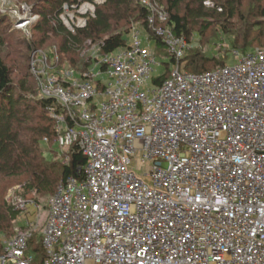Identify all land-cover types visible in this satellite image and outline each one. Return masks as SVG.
Returning <instances> with one entry per match:
<instances>
[{
  "label": "built area",
  "instance_id": "built-area-1",
  "mask_svg": "<svg viewBox=\"0 0 264 264\" xmlns=\"http://www.w3.org/2000/svg\"><path fill=\"white\" fill-rule=\"evenodd\" d=\"M141 3L154 37L134 23L127 45L94 52L81 78L58 66L56 49L33 52L39 96L61 106L49 108L59 153L77 145L86 164L51 197L44 256L29 252V223L0 264H264V47L232 48L234 64L188 72L187 37L166 25L160 0ZM63 8L62 20L78 7ZM152 39L172 64L155 87L163 62Z\"/></svg>",
  "mask_w": 264,
  "mask_h": 264
},
{
  "label": "trees",
  "instance_id": "trees-1",
  "mask_svg": "<svg viewBox=\"0 0 264 264\" xmlns=\"http://www.w3.org/2000/svg\"><path fill=\"white\" fill-rule=\"evenodd\" d=\"M30 1L33 14L39 18L31 25V38L19 41L14 49L18 30L8 15L0 14V181L21 178L23 197L35 193L45 198L54 195L62 179L71 175L82 178L86 158L77 145L63 150L62 156L69 158L66 162L52 158L59 150L49 108L59 111L61 106L39 96L38 82L31 72L33 52L45 50L43 46L53 39L58 66L68 64L81 78L91 66L94 52L106 55L127 45L134 23H140L154 35L149 27V11L141 0H105L101 4L95 0ZM207 2L213 7H207ZM83 3L94 4V14L87 15L85 26L72 31L61 18L63 7H79ZM160 4L168 15L166 25L189 41L192 35L202 42L213 37L215 30L211 29L218 24L223 32L234 36L231 48L241 53L264 45V0H160ZM185 61V69L194 73L226 65L225 57L205 54L198 48L189 49ZM211 65L216 68H210ZM169 69L155 79L156 85L169 76ZM45 138L54 142L47 150ZM20 214L21 210L0 199V253L3 238L11 233L12 223ZM42 239V233L33 230L29 252L38 260L45 254Z\"/></svg>",
  "mask_w": 264,
  "mask_h": 264
},
{
  "label": "rangeland",
  "instance_id": "rangeland-1",
  "mask_svg": "<svg viewBox=\"0 0 264 264\" xmlns=\"http://www.w3.org/2000/svg\"><path fill=\"white\" fill-rule=\"evenodd\" d=\"M96 2V1H95ZM98 4V3H97ZM207 7H213L211 2H207ZM85 8H88L87 14H91V7L84 6L81 8L80 6L75 10H69L63 14L64 16V24L71 29L74 25H82L84 20L87 19V14L85 13ZM79 10V12H78ZM80 10L82 13H80ZM84 13V14H83ZM0 14L1 15H8L11 19L13 27L18 30V36L14 40L13 49L17 47V43L21 40H25V38H31V25L32 23L36 22L32 21V23L28 24L24 28H17L16 24L20 22H24L30 19L31 15L33 14V7L32 2L30 0H0ZM73 16V20L69 17ZM215 30V34L213 37L208 36L204 42L201 41L197 36L192 35L190 42V49H200L203 53L209 55H216L220 56L221 58L225 57L226 65H232L236 62V57L232 53V41L234 36L231 34H226L222 31V28L218 24H214L211 31ZM211 35V34H210ZM55 40V39H54ZM16 46V47H15ZM44 51L50 53L54 51L56 47V43H54L53 39H51L45 46ZM264 47L263 46H254L252 49ZM151 48H153L154 52L156 53L157 57L159 58L160 62H163L162 65L156 68L153 74V80L150 83L151 87H155V79L159 76L163 75L168 68L172 67V64L168 61L167 50L165 46L161 45L156 39L151 40ZM69 67L68 64L65 65ZM210 68H216V66L211 65ZM34 78V76L32 75ZM32 78V79H33ZM34 82V79H33ZM46 142L45 148L46 150L54 145L53 143H49V140H44ZM56 145V144H55ZM57 147V146H56ZM62 151V150H61ZM61 153V154H60ZM59 154H55L54 157L56 160L59 161H67L65 156H62V152ZM23 188L21 178H4L0 181V199L7 200L9 204L15 206L17 199L25 198L27 199L28 206L21 209V214L18 218L12 223V228L10 229L9 233L6 237L3 238L4 243L11 239L12 237L16 236L17 234L23 232V227H27L29 223L33 225L34 231H38L42 233L43 227L45 224V220L48 215L49 204L51 197H41L35 193H31L27 198L22 196ZM37 198V200H35ZM16 207V206H15ZM18 208V207H17ZM16 208V209H17ZM19 210V209H18Z\"/></svg>",
  "mask_w": 264,
  "mask_h": 264
}]
</instances>
